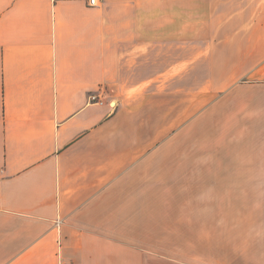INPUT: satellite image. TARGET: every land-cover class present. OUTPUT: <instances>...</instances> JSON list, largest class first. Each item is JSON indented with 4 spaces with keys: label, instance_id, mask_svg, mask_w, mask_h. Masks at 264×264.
I'll list each match as a JSON object with an SVG mask.
<instances>
[{
    "label": "crops",
    "instance_id": "obj_1",
    "mask_svg": "<svg viewBox=\"0 0 264 264\" xmlns=\"http://www.w3.org/2000/svg\"><path fill=\"white\" fill-rule=\"evenodd\" d=\"M0 264H264V0H0Z\"/></svg>",
    "mask_w": 264,
    "mask_h": 264
},
{
    "label": "built area",
    "instance_id": "obj_2",
    "mask_svg": "<svg viewBox=\"0 0 264 264\" xmlns=\"http://www.w3.org/2000/svg\"><path fill=\"white\" fill-rule=\"evenodd\" d=\"M87 5L91 7H96L99 5L100 0H86ZM91 100L93 102L102 103V99L98 95H92Z\"/></svg>",
    "mask_w": 264,
    "mask_h": 264
}]
</instances>
